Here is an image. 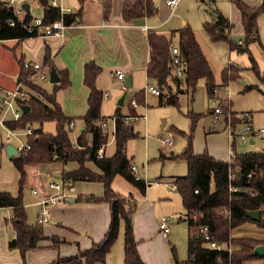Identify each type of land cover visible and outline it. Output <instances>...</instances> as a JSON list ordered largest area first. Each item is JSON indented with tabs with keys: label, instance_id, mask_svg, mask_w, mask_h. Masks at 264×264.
Segmentation results:
<instances>
[{
	"label": "trees",
	"instance_id": "1",
	"mask_svg": "<svg viewBox=\"0 0 264 264\" xmlns=\"http://www.w3.org/2000/svg\"><path fill=\"white\" fill-rule=\"evenodd\" d=\"M29 1L35 4L34 13L29 10L19 14L15 7L7 4L6 0H0V41H21L25 38L38 37L36 30L30 33L22 27L38 15L37 10H39L43 25L52 24L60 18L65 26L80 23L82 5L76 11L60 14L59 9L52 5L51 0H25V2ZM229 1L240 15L243 30L242 43L231 40L229 32L232 25L220 13H216L213 22L203 24L204 32L211 42H224L229 51L246 54L251 61L254 75L264 84V71L258 69L248 48L250 43L260 40L258 16L264 13V6H249L242 0ZM99 2L102 17L107 20L111 15L112 0H99ZM155 12L156 8L151 0H124L121 17L125 22H130L143 16H151ZM9 21H14L16 24L10 26ZM177 33V47L183 67L181 79L173 74L169 55V48L172 44L170 38L154 31L148 32L147 35L149 46V60L146 66L147 83L158 88L160 104L165 103L173 106H178V98L177 94L171 92L170 78L172 76H175L177 82L181 81L185 85L186 91H191V93L195 91L198 80L203 78L209 98L212 96L213 89L218 86L212 68L190 26L185 23ZM43 63L50 69L53 67L48 52L44 55ZM18 64L20 68L18 80H20L28 75V72L22 68V59L18 60ZM238 71L234 66L225 67L221 71V83L227 85L230 80L238 79ZM100 72L101 68L93 61L84 65L83 83L88 89L87 110L80 118L84 128L79 131L75 142L69 136L72 130L70 122L73 120L64 115L57 98L59 91L69 85L65 69L58 71L60 81L52 84L50 91L44 86L27 81L30 97L26 101V105L29 106V110L22 114L18 121L8 123L9 127L15 130H24L32 124L42 126L44 122L49 121L55 123L54 134L44 132L41 127L37 128L33 135L27 139L31 147L28 152L10 158L19 173L17 196L14 197L8 192L0 191V208L11 210L9 221L15 233L14 238L7 245L10 250L20 253L22 264H25L26 252L43 247L45 241L50 242L51 248H58L66 243L62 238L44 235L42 225L28 224L22 200L26 177L25 167L51 162H59L62 165H66L68 162L77 164L76 170L61 172L59 178L66 182L84 181L102 184L103 194L101 197L79 196L74 201L94 204L108 203L110 222L101 240L93 242L87 249L78 250L74 255L58 256L48 264H105L118 238L120 223L124 227L123 264H144L133 235L132 213L135 202L131 194L122 197L112 187L116 177L122 178L142 195H145L147 187L150 186V183L140 179L131 170V160L125 151L127 141L138 137L133 124L125 121V118L130 114H135L136 110L129 107L128 115H123L120 112V106L117 107L111 116L114 121V153L111 157L104 155L103 158H97L96 151L102 143H106V133L103 132L100 125L102 121L106 120L101 112L104 92L96 85ZM252 88L254 87L245 89L247 91ZM132 99L137 105L143 103L144 89L136 92ZM235 115L236 113L231 118L233 128H237L242 123ZM187 116L190 118L191 126L186 137V147L179 155L170 156L172 159L185 161L187 167L186 175L174 177L172 181L175 190L180 195L188 227V260L184 264H243L249 260H260L264 264V256L253 254L256 246L264 245V238L259 240L250 237H231L230 235L233 229L247 222L254 223L258 228L264 230V151L237 153L230 162L218 160L207 152L196 153L193 150L192 134L199 116L192 113H188ZM86 163H92L100 173L87 168ZM230 174L232 175L230 176ZM126 198L130 200L129 203L126 202ZM129 205L131 208L127 210L126 207ZM249 211H259L260 218L258 220L251 219L246 215ZM204 225L208 226L213 241L221 246L230 244L232 251L228 253L226 250L203 247V238L195 236L199 235V228ZM170 251L175 264H183L176 259L173 247ZM192 257L194 261L189 259Z\"/></svg>",
	"mask_w": 264,
	"mask_h": 264
},
{
	"label": "rangeland",
	"instance_id": "2",
	"mask_svg": "<svg viewBox=\"0 0 264 264\" xmlns=\"http://www.w3.org/2000/svg\"><path fill=\"white\" fill-rule=\"evenodd\" d=\"M218 1H223L225 3L227 2V0ZM152 2L155 7L159 8L162 0H152ZM211 2L212 0H181L178 4V7L181 11V14L184 16V22H187L188 19L196 20L199 16L206 14L208 17H210L209 5ZM21 3L22 1L16 0L17 5L20 6ZM28 3L31 5V13H34L36 10L35 4L31 1ZM225 3L220 5L226 6ZM259 3L261 4L262 0H259ZM261 16L262 17H260L258 20L259 34L261 32L259 35L260 40L259 42L250 43L248 48L256 62L258 69L260 71H264V13ZM201 33L203 40L207 45L206 53L212 67L215 82L219 88V92L216 97H218L220 100V106L222 107L223 114L220 115L218 121H216L217 119L212 113V110L216 105L207 96L205 80L203 78L198 80L196 89L193 93H191V91L187 92L185 85L181 81L177 82L175 76L170 78L171 92L177 94L178 106L165 103L160 104L159 98L157 96L151 95L145 89L146 84L143 83V86L139 89H145L144 101L143 103L135 106V114H130V117H133V119L130 120V123L133 124L135 131L138 133V137L128 140L125 145L126 155L131 160V166L136 168L134 171L136 176L145 182L150 183V186L145 192L149 202L152 204V201L159 202L164 197H170L169 201H163L164 203L155 204L152 215L157 218H160L163 215H168V217L172 219L173 223L170 227L169 238H167L166 241L168 242L167 245H169V250L171 247H173L175 249L176 259L183 264L188 260V227L185 220V210L183 209L180 195L177 191L171 190V184L174 177L186 175L187 167L185 161L181 159H172L170 156L179 155L186 147V137L190 132L191 126L190 118L187 116L188 113L199 116L192 134L193 150L196 151V153L207 152L209 155L218 160H220V158H222V160L226 159L225 148H227L226 153L228 157L229 137L227 135L226 141L223 142L221 139L224 137V134L219 136V138H208L207 134L214 131L217 133H224L225 121L228 123V115H230L232 118L234 113H246L248 115V121L250 122L253 129L258 130L260 128H264V84L261 83L254 75L251 69L252 64L248 56L235 51H229L227 44L224 42L212 43L207 38L203 27L201 28ZM230 38L234 42H238L242 39L241 36L236 35L233 32H231ZM176 41V36L171 38L173 45H177ZM10 47H12L10 43L0 41V79L3 78L6 80L9 78L12 81L14 80V76L11 75V71L15 67H18V54L14 53L15 50L11 49ZM228 65L237 67L239 70V78L230 80L227 85H223L221 83L220 75L221 71L225 67H228ZM43 86L50 91L52 84L47 83ZM251 86L254 88L246 91L245 88ZM124 92H126L125 104L120 106V112L128 113L127 109L130 104L132 90L130 88L122 89V95ZM121 96H119V98ZM118 99H116L114 102L104 101L103 99L104 102L101 112L106 117V128H104L103 131L107 135L104 150L105 157H111L115 150V144L112 135L113 121L111 116L113 115V111L117 105ZM134 117L138 119L135 120L136 118ZM79 124V121L76 120V126L69 134L71 140L73 141H75L76 136L79 133ZM31 127L34 129L41 127L44 132L49 134L55 133V123L53 121L44 122L42 126L39 124H32ZM166 139L172 140V146L169 148H166L163 145V141ZM11 142L16 146H20L27 142V138L22 135L18 141L12 139ZM236 149L237 153L264 151V134L262 135L261 139L255 140V144L251 145L248 143L243 145L238 143ZM62 166L63 165L59 162H51L28 165L25 168L26 177L24 188L22 190V200L25 206L28 224L35 225L37 223L36 218L38 217L40 211L38 201L43 197L41 195H34L32 190L48 193L47 196L55 194L56 192H59V194L61 192H69L67 187H61V190H58L51 186V182H54L55 184L59 183V179L54 178L53 174L58 172L61 174V172H63ZM72 166H75L74 163L68 162L64 171L71 170ZM86 166L91 170L94 168L91 163L86 164ZM13 172L15 174L17 173L11 162V159L5 155V152H2L0 154L1 191H12L17 187L16 193H18L19 174L17 173L15 175ZM84 184H90V186H87L89 189L81 188L85 187ZM96 187L101 189L100 184L77 181L74 182V189L70 192L72 193L75 191L74 193L76 195L86 194L89 193L88 191ZM112 187L122 197L129 196V194H131L136 204V210L137 208H140V200L145 195L139 193L120 177H116L113 180ZM129 201L130 200L126 198V202L129 203ZM163 204L164 206L168 205V209L163 210ZM56 206L57 214H54V216L51 218V221L49 220V222L46 223V227H43V232L44 234H46V232L51 234L54 233L56 237L66 240L67 237L65 235L62 236L61 234L65 228L59 225H55L56 227H54V224H56L58 221L61 222L62 225L65 224L62 222L64 218L62 217L60 210L64 209L65 206H67V203L66 201H62L56 204ZM59 206H62V209L59 208ZM126 208L129 210L131 205L127 206ZM2 210L3 209H0V213ZM136 210L135 216L137 214ZM135 221L137 222V217H135ZM249 224H251V222H249L247 226H249ZM123 232L124 227L123 224L120 223L118 238L110 252V262L122 264ZM153 237V235H150V238ZM67 246L70 245L65 243L60 245L58 248H39V250L45 251L41 257V262H46L44 264H48L58 256L67 257L74 255L75 253L69 255L64 254L68 251ZM202 246L207 247L205 243L202 244ZM17 253L19 254L18 251ZM50 253H54V256H52ZM19 257L20 264H22L23 260L20 254ZM171 257L172 263L175 264L172 254ZM24 260L27 263L26 254ZM260 262V260H249L245 261L243 264H262Z\"/></svg>",
	"mask_w": 264,
	"mask_h": 264
},
{
	"label": "crops",
	"instance_id": "3",
	"mask_svg": "<svg viewBox=\"0 0 264 264\" xmlns=\"http://www.w3.org/2000/svg\"><path fill=\"white\" fill-rule=\"evenodd\" d=\"M51 1H53L56 6H61L66 10L70 9L73 11H76L82 5V15L80 23L66 26L62 30L61 35L57 36H38L25 38L21 41L5 40L3 42L10 43L12 45V47L10 48L15 50L14 53L18 54V60L22 59V62L24 60L33 62H43L44 55L46 52H48L53 67L57 70V73L58 71L63 69L67 71L69 85L63 90L59 91L57 98L58 102L61 105L64 115L73 120V125L71 126L72 129L76 126V120L79 121V131L83 126V124H81L80 118L85 114L87 110L86 101L88 97V89L83 83V69L86 63L93 61L96 65L101 68V72L96 80V85L98 89L104 92V101L114 102L116 99H118L119 96L122 95V89H124L123 84L125 79L127 77H130V89L132 90V95L130 96L131 101L134 94L142 90L139 88L143 86V83L146 84L148 81L146 77V66L149 60V46L147 42L148 32L154 31L160 35L170 38V40L172 37L176 36L178 40V29H180L185 23H187L192 29L195 38L198 44L200 45L202 52L204 53L209 64L210 61L206 53L207 45L203 40L201 28L204 23L213 22L216 18V13H220L222 16H224L232 25V28L229 32V36L231 32H233L234 34L241 36L243 39V30L240 23V15L238 11L234 9L229 0H227L226 3L223 1L212 0L211 4L209 5L210 17H208V15L206 14L203 16H199L196 20L188 19L187 22H184V16L181 14V11L178 7V4L181 0H179L178 3L171 8L165 5V0H162L159 8L156 7V12L153 15L143 16L141 18L134 19L130 22H125L121 17V9L124 0H112L111 15L107 20H104L102 17V9L99 0H83L82 4L81 0ZM242 1L249 6H264L263 0L261 4L259 3V0ZM223 3H225L226 6L220 5ZM262 14L263 13L258 16V20L260 17H262ZM242 39L238 42L242 43ZM19 69L20 68L18 64V67H15L11 71V75L14 76V80L11 81L9 78L4 80L3 78H1L0 87H13L19 78ZM114 70L123 71L125 75L124 80H118L115 77H111L110 72ZM124 94L126 96V92H124ZM124 104L125 98L123 101V105ZM118 106V104L115 106L113 114L115 113ZM129 107L127 111L129 110ZM121 114L128 115V113ZM218 119L219 118H217L216 121H218ZM227 127L228 125L225 121L224 133H217L214 131L208 133L207 137L219 138V136L224 134V137L221 139L224 142L226 141V137L228 135ZM255 140H257V138L250 140L249 144H255ZM226 150L227 148H225L226 159L223 158L224 160H222V158H220V160L222 161H228ZM72 163H74L75 166H72V169L67 171L77 169V164L75 162ZM65 166H67V164L62 166L63 171L66 168ZM92 169L93 172L100 173L97 168L94 167ZM56 174L57 173H54L53 177ZM72 184L73 190L74 183ZM100 185L101 189L99 187H96L88 191L89 193L86 194L76 195L74 193L75 191H73L72 193L70 192L69 197L65 200L67 206H65L64 209H62V206H59V208L62 209L60 210V212L62 217L64 218L62 222H64L65 224L62 225V223L58 221L56 224H54V227L59 225L65 228V230H63L61 234L62 236L65 235L67 237L65 242L67 245L70 246H67L68 251L64 254H74L78 250H84L89 248L93 242H98L99 240H101L105 232L107 231L110 222V208L108 203L103 202L94 204L74 201V199L79 196L101 197L103 194V186L102 184ZM84 186L85 187L81 188L89 189L87 188V186H90V184H84ZM16 190L17 187L12 191H2L8 192L15 197L17 195ZM35 191H37L38 196L41 195L45 197L48 194L38 190ZM69 199H71V202H69ZM169 200L170 197H164L159 202L152 201L151 204L149 202V199H147V196L145 195L140 200V208H137L138 211L136 210L135 204L134 212L132 213L133 235L137 242L138 253L144 264H173L171 260V251L169 250V245H167L168 242L166 241V238H163L161 236L158 229V221L160 218L154 217L152 215L155 204L164 203L163 201ZM55 206L56 205L51 207L52 209L50 210V221L52 216H54V214H57V206ZM167 207L168 205L164 206L163 204V210L168 209ZM0 209H3L0 213V264H20V253L18 254L16 250H10L7 245L8 242L15 236V233L9 221L11 218V210L9 208ZM135 210L137 212L136 216ZM135 217H137V222L135 221ZM248 223L249 222L244 223L239 227L233 229L230 234L231 237H250L259 240L263 239L264 230L258 228L254 223H251L249 224V226H247ZM43 227H46V224L42 225V228ZM44 235L48 237L55 236L54 233L51 234L48 232H46V234ZM150 235H153L154 237L150 238ZM43 247L50 248V242L45 241L43 243ZM44 252V250H39V248L27 251V263L24 260L25 263H46L41 262V257ZM50 254L54 256V253ZM109 256L110 253L107 257L105 264H117V262H110Z\"/></svg>",
	"mask_w": 264,
	"mask_h": 264
},
{
	"label": "built area",
	"instance_id": "4",
	"mask_svg": "<svg viewBox=\"0 0 264 264\" xmlns=\"http://www.w3.org/2000/svg\"><path fill=\"white\" fill-rule=\"evenodd\" d=\"M22 1L21 5L25 3V0ZM179 0H165V5L168 7H174ZM8 5H11L15 7V10L22 14V12H25L22 10L21 5L16 4V0H6ZM52 5L54 7H57L60 11V14L64 13H71L73 10L70 9H64L61 6H56L53 1ZM156 8V7H155ZM16 23L14 21H9L10 26H14ZM25 31L27 32H34L37 31L38 36L47 37L52 35H61L62 30L66 27L63 24L62 19L53 22L52 24L43 25L42 18L38 14L36 15L33 20L28 23L22 25ZM169 55H170V61L173 68V74L177 78H182L183 76V67L180 63V57H179V50L177 45H170L169 48ZM22 68L28 72V75H26L24 78H21L20 80H17L15 85L11 88H3L0 87V154L4 151V148L7 144H12L11 140L15 139L18 141L20 139V136H25L27 139L29 136H32L34 133L33 127L29 125L24 130H15L9 127V122L18 121L23 112L21 109V106L26 105V101L30 97V91L29 88L26 85L27 81H32L33 83H36L38 85L43 86L44 84L49 83V72L50 68L44 64L43 62H33V61H27L24 60L22 62ZM111 77H115L118 80H124V72L121 70H114L110 72ZM145 89L153 96H159V90L157 87H155L152 84L146 83ZM145 89H144V95H145ZM219 92L218 86L215 87L212 91V96L210 99L214 102L216 105L212 113L214 114L215 118H219L220 115L223 114L222 107L220 106V100L216 95ZM137 104L132 99L130 101L129 106L135 107ZM239 120L242 121V123L237 127L233 128L230 123L231 116L228 115V137H229V148H228V161L230 162L234 156L237 154V144L241 143L243 145H246L250 143V140L252 139H260L262 135L264 134V128H260L258 130L253 129L251 124L248 121V115L246 113L243 114H236L235 115ZM136 118V117H134ZM139 118V116H138ZM136 118L135 120H137ZM133 119V117L127 116L125 118L126 122H130V120ZM73 125V121L70 122V126ZM101 128H106V122H101ZM16 151L17 156L18 155H24L28 152V150L31 148L30 143L27 141L24 145L16 146L12 144ZM106 143H102L101 147L96 151L95 155L97 158H103L104 156V147ZM163 145L166 148H169L172 146V140L166 139L163 141ZM131 170L135 171V167L131 166ZM232 174H230L231 176ZM249 178V176H247ZM51 186L55 187L58 190H61V187H67L69 192L72 190V183L66 182L63 179L59 178V183L55 184L54 182H51ZM171 189L175 190V185L171 184ZM34 195H38L37 191H32ZM69 192L64 193L56 192L55 194H51L49 196L42 197L38 204L40 206V211L37 217V224L43 225L49 222L50 220V209L52 206L58 204L59 202L65 201L69 197ZM195 194H197V191H195ZM173 221L168 216H161L158 221V229L163 238H169L170 234V227L172 225ZM199 236L203 238L204 243L207 245V247L215 250H226L228 253L232 251L231 245L227 244L225 246H221L217 242L212 240V235L209 232V228L207 225L201 226L199 228Z\"/></svg>",
	"mask_w": 264,
	"mask_h": 264
},
{
	"label": "water",
	"instance_id": "5",
	"mask_svg": "<svg viewBox=\"0 0 264 264\" xmlns=\"http://www.w3.org/2000/svg\"><path fill=\"white\" fill-rule=\"evenodd\" d=\"M21 8L25 12H28L30 10V5H29V3L25 2L21 5ZM36 13L39 14V10H37ZM213 19H214V17H213ZM59 81H60V78H59V75L57 73V70L54 67H52L50 69V72H49V83L50 84H56ZM130 86H131L130 77H127L124 81L123 87L127 89V88H130ZM124 98H125V95L123 94L117 102V104L119 106L123 105ZM21 109H22L23 114H25L28 112L29 106L23 105V106H21ZM83 128H84V125L81 127V131L83 130ZM4 151H5V155L9 158L17 156V151L12 144H7L4 148ZM54 177L59 179L60 174L57 173L56 175H54ZM69 202H71V199H69ZM246 215L253 220H258L260 218L259 211H249V212H247ZM195 237L199 238V235H196ZM253 254L261 256V257L264 256V245L256 246L253 250ZM190 260L194 261V258L192 257Z\"/></svg>",
	"mask_w": 264,
	"mask_h": 264
}]
</instances>
